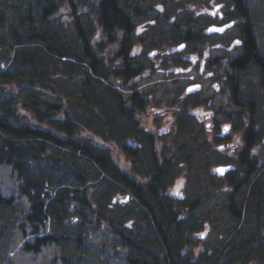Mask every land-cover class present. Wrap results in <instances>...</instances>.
Returning a JSON list of instances; mask_svg holds the SVG:
<instances>
[{
	"label": "trees",
	"instance_id": "1",
	"mask_svg": "<svg viewBox=\"0 0 264 264\" xmlns=\"http://www.w3.org/2000/svg\"><path fill=\"white\" fill-rule=\"evenodd\" d=\"M146 1L0 0V166L12 168L18 193L29 201L20 210L16 196L0 193V236L18 225L34 236L24 250L62 246L61 264H91L81 249L85 230L107 225L120 235L130 264H264V186L254 182L262 167L252 146L262 139L260 109L254 98L240 95L248 70L264 87V11L257 21L248 0H228L221 18L239 22L238 47H245L225 62L233 102L250 112L239 146L244 174L230 176L228 207L237 220L248 214L250 234L223 240L212 251L197 245L192 233L202 224L185 215L196 202L185 210L187 203L168 193L181 161L192 160L195 146L207 149L210 134L180 127L184 120L176 114L171 129L178 131L169 136H176L172 143L180 140L179 131L184 138L176 151L142 121L149 97L137 86L153 67L147 65L148 49L162 39H135L137 22L150 10L142 6ZM196 24L189 16L185 26L191 28L183 32V24L175 23L172 43H203ZM101 141L116 146L112 151ZM119 191L127 199L118 200ZM238 194L244 195L239 202ZM50 226L51 232H43Z\"/></svg>",
	"mask_w": 264,
	"mask_h": 264
},
{
	"label": "rangeland",
	"instance_id": "2",
	"mask_svg": "<svg viewBox=\"0 0 264 264\" xmlns=\"http://www.w3.org/2000/svg\"><path fill=\"white\" fill-rule=\"evenodd\" d=\"M228 0H147L142 4L143 8H150L147 15L143 16L136 25V40L139 37L144 36H155L159 39L161 46L153 47L148 49L147 53L148 63L147 65L158 63L164 65V69L167 76L160 74V71L154 72L149 71L139 81L137 90L144 93L149 97L150 102L148 104L146 114L142 116V121L149 126V129H153L156 134L162 136L164 142L169 145L168 147H176L184 145L181 139H184L181 132L179 131L178 142L172 143V139L176 136H169L172 130V123L176 122L177 113L173 111V106H176V100L178 95H182L183 88L185 90L186 82L190 78L196 77L198 74L196 62L192 58L186 61V65L183 66L180 62L176 63L177 60H181V56L200 55L203 54L212 55L213 58L217 59V63L214 64L213 72L218 76L217 81L219 85L225 87V83L221 82V78L228 72V67L225 65L226 56L230 53L239 55L241 48L235 43V39L240 38L239 36V22L234 25L231 29L226 30L224 34L209 33L208 27L215 24L220 25L224 21L219 17L220 13L228 11L227 2ZM264 0H248V6L250 10H254L257 14L255 17L257 21L260 19V15L264 11ZM146 14V13H145ZM193 16L196 20L195 31H199L203 37H206L203 43L197 42L188 44L187 51L178 52L175 50L173 44L172 33L176 30H171L175 23H182V31L186 32L191 26H185V22ZM263 20V19H262ZM264 30L259 33V41H264ZM196 44H198L196 46ZM148 45H143L144 50ZM197 48L194 50V48ZM210 48H213L210 50ZM156 52L152 56V52ZM203 52V53H201ZM225 56V58H224ZM147 60L146 58H143ZM172 62V64H169ZM220 62V63H218ZM225 65V66H223ZM181 68H184L188 73L184 74L181 72ZM188 68L195 69L191 71ZM184 74V75H183ZM246 74V75H245ZM243 75L244 85L240 92L241 97H251L257 101L259 109L256 112V118L259 120L258 129L262 134L261 141L253 149L258 157H264V87H262L256 72L251 69ZM183 75V78L181 79ZM188 76V78H186ZM167 77V78H166ZM178 79V80H176ZM223 87H220L221 89ZM220 88H213V96H215L214 106L217 111V117L223 121L232 125V134L228 143L230 145L228 149L236 148L235 143L241 140L244 125L249 121L248 117L250 112L238 105L230 102L229 96L225 93L220 92ZM223 90V89H222ZM126 94L129 91H125ZM179 97V96H178ZM190 123L192 125L193 132H198L200 129L194 118V115L189 113ZM233 119V120H232ZM241 120L242 124L241 125ZM182 126V125H181ZM171 129V130H170ZM100 145L113 149V144L116 143L99 142ZM187 145V143H186ZM195 146V154L190 159V162L184 163L181 161V168L179 173L175 177L171 187L169 188V194H185L186 202L193 203L197 202L196 209L187 211V218L193 219L199 222V230L192 233L195 237L197 245L202 248H209L215 250L220 248V243L224 241H230L231 239L246 238L250 234V224L248 221V214L245 219H235L230 214L228 208V197L227 191L228 185L224 180L220 178L215 171V168L219 164H225L233 160L230 157L231 152L223 153L216 149L211 152L210 147L208 155L207 150H203L200 147ZM185 149L182 152L177 153L178 159L175 162H179L184 156ZM118 155V154H117ZM119 156V155H118ZM264 159V158H263ZM180 166V164L178 165ZM127 168L126 166H124ZM260 171H264V163H262ZM137 169V168H136ZM138 176V175H137ZM141 178V176H138ZM142 179V178H141ZM18 178L14 174L12 168L6 165L0 166V193L4 196H16L17 208L22 210L28 207L29 201L26 196L18 193ZM101 186L99 190L101 191ZM231 188V186H230ZM55 190H53L54 192ZM244 196V195H243ZM242 196V197H243ZM247 194L245 195V197ZM116 197L118 200H125L128 194L125 192H117ZM237 198V197H236ZM244 198V197H243ZM178 200V199H177ZM237 201H240L239 197ZM128 204L133 207V201L130 199ZM2 209L0 208V211ZM0 217H2L0 215ZM137 221V220H136ZM248 221V222H247ZM1 222V221H0ZM4 222V220H2ZM244 222V223H242ZM135 223V222H134ZM242 223V224H241ZM130 224V223H129ZM136 224V223H135ZM133 224L135 227L136 225ZM74 229L71 226L66 233H70ZM51 226L43 232H51ZM88 231V232H87ZM87 236L84 237L85 245L82 246V250L85 252V257L88 258L91 264H130L127 258V254L122 251L120 235L117 234L114 229L107 225L101 227H94L90 230V226L87 227L85 233ZM143 237L147 234L142 229ZM190 234V233H189ZM147 237V242L150 241L151 236ZM34 236L31 235L30 229L27 233L17 226H13L10 230L0 236V261L2 264H61L60 257L65 253L62 246L49 245L44 247L39 253L28 252L23 249L24 244L27 241L33 240ZM120 246V247H119ZM161 253L160 250L157 252ZM80 252V251H79ZM218 254V253H216ZM256 264H258L256 262Z\"/></svg>",
	"mask_w": 264,
	"mask_h": 264
},
{
	"label": "flooded vegetation",
	"instance_id": "3",
	"mask_svg": "<svg viewBox=\"0 0 264 264\" xmlns=\"http://www.w3.org/2000/svg\"><path fill=\"white\" fill-rule=\"evenodd\" d=\"M223 16H224V14H221V17H223ZM241 46H242L241 51H243L245 49V47H243V45H241ZM174 48L178 52H182V51L186 52L188 49L186 43L181 49H179V47H177V46H175ZM212 49L213 48H210V50H212ZM201 53H203V52H201ZM153 54H155V52L152 53V56H154ZM201 55L202 54H200V55L188 54L186 57L181 56L180 63L183 66L186 65V61L189 58H192L193 61L196 62L198 74L196 75V77L190 78L189 81L186 82L185 90L183 88V91H181L182 95H178L179 97L177 96L176 106L174 105L172 109L174 112H176L177 114H179L183 118V120H184V121L182 120L183 123L182 122L180 123L182 126H185V125L192 126L190 121H189L190 120L189 113L191 115L192 114L194 115V118H195L197 124L199 126H201L200 129H202L205 132H208L210 134L212 144L207 145V147H210L211 152L216 151V149L219 151H222L223 153L229 154V152H231V155L230 154L229 155H230V157L233 158V160L230 162H225V165L232 164L235 166V168H234V170L227 172L225 175L219 176L220 178H222L225 181L224 183L229 186V187H227V191H228L229 196H230V197H228V203H227V205L229 206V204H230L229 201L233 198V193H232L233 185H232V179L230 178V176L233 173H235L236 175H243L244 174V170H243L240 162L238 161L239 151H240L239 146L241 143H240V141L235 143L234 146H236V148H233L232 150L227 148L230 145V143H228V141L230 138V134H232V125L227 123L226 121H223L221 118L217 117L218 112L214 110L215 109V106H214L215 96H213V88L217 89V88H220L223 86L219 85V82L217 81L218 76H216L215 73L213 72L214 71L213 70V68H214L213 67V53H212V55L203 54V57ZM169 64H172V62H170ZM188 69H190L191 71L195 70L192 68H188ZM180 70L184 74L188 73L184 68H181ZM149 71H154V72L160 71L159 72L160 74H163V76H167V73L164 69V65H161L158 63H155L154 66ZM183 75H182L181 79H185V78H183ZM186 78H188V76H186ZM176 80H178V79H176ZM221 82L225 83V87L222 88L223 90L220 88V92L225 93L227 96H229L230 102L233 104L234 103L233 102V91H232V87L230 84L231 81H230V77H229L228 72H226L225 75L221 78ZM193 87L195 89L192 90ZM190 89H191V91H190ZM149 102H150V99H149ZM179 120H180V118H179ZM242 121L243 120H241L240 123H242ZM180 124H179V126L182 127ZM226 127L227 128L229 127V128L225 132L224 130ZM213 142L215 143L214 147H216V149L213 148ZM258 143L259 142L253 144L252 146L255 147ZM263 143L264 142L262 140V144ZM202 149L204 151L207 150V152H206L207 155L210 152L209 149H205V148H202ZM259 158L263 159L264 157H259ZM260 159H259V163H260V166H262ZM219 165H221V164H219ZM217 166H216V168H217ZM216 168H215V171H216ZM258 177H259V179L256 177L254 182L256 183L259 181V184L262 183V185L264 186V171H259ZM230 186H231V188H230ZM170 196L173 197V199L178 198L179 201H177V202L187 203V205L184 206L185 210L190 209V205H189L190 203L186 202V195L185 194H176V195L170 194ZM197 206L198 205H197V201H196V207ZM196 207L194 209H196ZM186 212H185V215H186Z\"/></svg>",
	"mask_w": 264,
	"mask_h": 264
},
{
	"label": "water",
	"instance_id": "4",
	"mask_svg": "<svg viewBox=\"0 0 264 264\" xmlns=\"http://www.w3.org/2000/svg\"><path fill=\"white\" fill-rule=\"evenodd\" d=\"M232 24V23H231ZM231 24H226L224 26H221V27H217V26H213V27H210V29H212L213 31H217L216 29H223L222 31H219V32H223L226 28H228ZM182 47H179V49H181ZM195 89L194 87L192 88V90ZM234 167L233 166H220L217 168V171L220 170V169H223L224 171L221 172V171H218L220 175H223L225 174L226 172L228 171H231Z\"/></svg>",
	"mask_w": 264,
	"mask_h": 264
},
{
	"label": "snow or ice",
	"instance_id": "5",
	"mask_svg": "<svg viewBox=\"0 0 264 264\" xmlns=\"http://www.w3.org/2000/svg\"><path fill=\"white\" fill-rule=\"evenodd\" d=\"M217 31H222L223 29H216ZM209 31H212V29H209ZM236 43H240V41H236ZM181 47H183V46H181ZM198 87V86H197ZM190 91H191V89H190ZM225 131H227V127L225 128ZM218 171H221V172H223L224 170L223 169H220V170H218Z\"/></svg>",
	"mask_w": 264,
	"mask_h": 264
},
{
	"label": "bare ground",
	"instance_id": "6",
	"mask_svg": "<svg viewBox=\"0 0 264 264\" xmlns=\"http://www.w3.org/2000/svg\"><path fill=\"white\" fill-rule=\"evenodd\" d=\"M263 142H264V139H263ZM242 196H243V194H238V195H237V198H236V201H237L238 197H239V199H240V201H241V200L243 199ZM238 202H239V201H238Z\"/></svg>",
	"mask_w": 264,
	"mask_h": 264
}]
</instances>
